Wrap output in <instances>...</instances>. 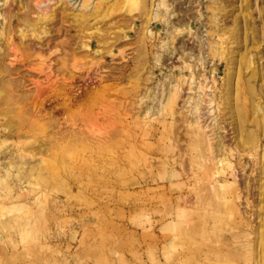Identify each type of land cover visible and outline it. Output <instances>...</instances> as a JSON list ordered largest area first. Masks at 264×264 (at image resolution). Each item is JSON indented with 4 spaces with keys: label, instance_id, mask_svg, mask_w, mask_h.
Returning a JSON list of instances; mask_svg holds the SVG:
<instances>
[{
    "label": "rangeland",
    "instance_id": "1",
    "mask_svg": "<svg viewBox=\"0 0 264 264\" xmlns=\"http://www.w3.org/2000/svg\"><path fill=\"white\" fill-rule=\"evenodd\" d=\"M81 2L0 0V264H264V0Z\"/></svg>",
    "mask_w": 264,
    "mask_h": 264
},
{
    "label": "bare ground",
    "instance_id": "2",
    "mask_svg": "<svg viewBox=\"0 0 264 264\" xmlns=\"http://www.w3.org/2000/svg\"><path fill=\"white\" fill-rule=\"evenodd\" d=\"M70 2H71V4L73 3V4H75L76 5V7L78 8V9H80V8H82V2H81V0L80 1H77V0H70ZM84 2V1H83ZM82 14V13H81ZM79 18V17H78ZM80 21V20H79ZM240 56V55H239ZM242 58V57H241ZM230 59V62H234V59L232 58V57H230L229 58ZM242 65H243V63H242V61L240 60L239 61V63H238V65L237 66H239V70H240V67H242ZM236 74V73H235ZM234 74V75H235ZM231 75V74H230ZM224 138V137H223ZM224 144H225V142H224ZM219 147V146H218ZM226 147V146H225ZM228 148V147H227ZM224 150V149H223ZM225 150H226V148H225ZM222 151V150H221ZM225 154V153H224ZM216 161H217V163H222V164H224L225 163V161H224V158L223 157H220V158H218V159H216ZM220 181L221 180H223V179H219ZM30 209V211H32V209L33 208H29ZM31 217V216H30ZM34 217L36 218V217H40L41 218V220L43 221V222H46L47 220H48V218H47V216H44L43 215V213H42V211L41 210H36L35 212H34Z\"/></svg>",
    "mask_w": 264,
    "mask_h": 264
}]
</instances>
